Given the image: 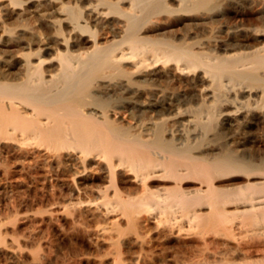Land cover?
Listing matches in <instances>:
<instances>
[{"label": "bare ground", "instance_id": "1", "mask_svg": "<svg viewBox=\"0 0 264 264\" xmlns=\"http://www.w3.org/2000/svg\"><path fill=\"white\" fill-rule=\"evenodd\" d=\"M0 264H264V0H0Z\"/></svg>", "mask_w": 264, "mask_h": 264}, {"label": "rangeland", "instance_id": "2", "mask_svg": "<svg viewBox=\"0 0 264 264\" xmlns=\"http://www.w3.org/2000/svg\"><path fill=\"white\" fill-rule=\"evenodd\" d=\"M13 159V160H12ZM42 170L33 168L28 161H21L19 159L16 160V158H11L9 161V168L7 171V181L6 184L10 187L9 189H12L16 191L18 189L17 185L21 184L22 182L24 184H27L28 187H31L30 189L33 188V183H32V177L34 174H40ZM27 177V178H26ZM29 177V178H28ZM21 189V188H19ZM38 206L40 207L39 204L34 205L33 210L39 209ZM27 208L21 210L23 214L17 217V222L16 224L7 226V230L9 235H16L22 236L23 234H30L36 232L38 228V224L32 222L31 218H29V211L26 210ZM13 211V209H11ZM28 211V212H27ZM6 212V211H4ZM3 212V213H4ZM27 214V215H26ZM26 216V217H25ZM28 216V217H27ZM9 227V228H8Z\"/></svg>", "mask_w": 264, "mask_h": 264}]
</instances>
